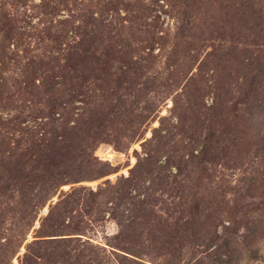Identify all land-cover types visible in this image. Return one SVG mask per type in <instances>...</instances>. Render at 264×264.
Wrapping results in <instances>:
<instances>
[{
    "label": "trees",
    "instance_id": "16d2710c",
    "mask_svg": "<svg viewBox=\"0 0 264 264\" xmlns=\"http://www.w3.org/2000/svg\"><path fill=\"white\" fill-rule=\"evenodd\" d=\"M262 1L0 0V264H103L88 249L91 231L108 222L118 228L106 236L111 264H141L139 242L144 247L152 238L135 232L151 231L163 203L173 208L167 216L181 215L175 218L184 224L176 230L185 241L196 230L204 233L203 220L225 221L226 195L189 198L185 188L170 187L176 179H183L178 185L192 180L183 172L187 154L199 159L177 149V138L188 121L202 124L208 140L229 134L237 110L229 109L228 92L218 90L243 79L236 82L228 71L232 79L217 83L215 59L222 44L233 42L225 31L242 20L238 13L264 9ZM216 4L228 20H215ZM164 15L173 20L169 30ZM263 39L260 31L247 44L264 47ZM157 48L165 70L148 75ZM245 78L243 92L237 89L241 103L249 111L263 109L264 81ZM171 97L170 116L161 117ZM140 142L127 177L97 190L85 185L119 171L96 155L102 145L128 152ZM156 186L163 196L170 193V203L155 197Z\"/></svg>",
    "mask_w": 264,
    "mask_h": 264
},
{
    "label": "rangeland",
    "instance_id": "374dc122",
    "mask_svg": "<svg viewBox=\"0 0 264 264\" xmlns=\"http://www.w3.org/2000/svg\"><path fill=\"white\" fill-rule=\"evenodd\" d=\"M262 2L263 6L264 0ZM256 9L255 13L251 11L252 15L245 14L244 10L238 13L237 18L242 20L233 25L232 31H225V35L231 33L233 42L222 44L215 59L216 65H220L215 78L217 83L222 81V84L226 85L225 81L232 79L229 76L232 72L236 82L238 78L243 79L240 85L237 83L230 87L226 85L218 90L224 94L228 92V100L234 103V105L228 104V107L237 110L238 118H232L236 121L230 128L225 129L229 134L219 136L220 132H218L211 140H208L207 132L202 133V124L198 123L195 124L196 127H193L194 125H190L192 122L185 123L183 127L185 132L177 138V149L185 148V154L194 153L199 159H192L190 154H187L186 160L190 163L183 166V172L189 174L192 180L183 181L178 185V182L183 179H176L178 181L176 186L170 185L171 188H185L191 193L187 196L189 198L193 194L199 198H204L207 194V199L212 196L223 198L226 195L230 202V215L222 223L203 220L199 227L205 229L204 233L196 230L193 239L185 241L182 239L183 231L176 230L177 225L182 227L184 224L183 221H176V218H180L181 215L173 214L176 218H172L169 214L167 216L168 211L171 210L173 213V208L167 203L159 204L155 208L156 216L153 224L149 226L151 231L137 230L135 232L136 235L142 234V237L138 238L146 239L149 236L152 238L150 242L145 243L144 247L143 243L139 242L140 252L143 253L141 264H264V108L254 111L246 110V105L241 103L238 96L239 90H237L242 91L245 82L248 83L245 76L256 78L259 82L264 81V47H251L247 44L252 34L261 31V36L264 37V9L260 7ZM261 10L263 14H260ZM215 11L216 14L213 15L219 23L231 17L223 7L220 8L219 4H216L212 13ZM201 18L208 20L209 16L202 15ZM163 19L167 25L169 24L168 27L165 26L169 30L173 20L165 15ZM254 19L257 22H251ZM232 20L233 23L237 22L236 19ZM258 22L261 24L259 28L255 27ZM203 23L204 21L200 24L202 31L205 28ZM220 31V34L224 33ZM171 32L173 33V30ZM159 51L157 48L155 54L160 56L148 75H154L156 72L162 75L165 70L166 58L163 55L164 52ZM164 51L166 53L168 49ZM206 54L207 52L200 56L199 64L204 61ZM211 65L213 64H209L208 67ZM194 72H197V68ZM171 100L172 97L162 105L161 117L170 116L173 106ZM211 104L212 100L209 99L208 105ZM158 126L157 121L152 124L151 129ZM151 136L149 131L146 137ZM141 150V142L135 144L128 152H119L111 145H102L96 155L99 159L111 163L114 169L119 168V171L85 185L97 190L108 180L115 183L119 177H127L137 162L135 152L140 153ZM177 172V169H173L172 174ZM160 176L162 181V174ZM71 187H64L63 190L68 191ZM169 196L170 193L163 196L162 191L156 186V198L163 197V200L170 203ZM53 200L50 204H55L58 196ZM49 205L42 215L48 213ZM176 222L178 224L175 225ZM167 224L171 225L164 227ZM35 228H39V225L36 224ZM117 231V225L112 222L91 231L92 246L88 250L94 253L97 251L99 255L96 253V256L103 264H106V261L110 264L112 262L108 258L109 256L112 258V254L106 236L114 235ZM32 236L33 232L30 233L27 241L31 242ZM20 254L22 255L23 252L21 251ZM129 261L125 264H131ZM13 264H18V260L15 259Z\"/></svg>",
    "mask_w": 264,
    "mask_h": 264
},
{
    "label": "water",
    "instance_id": "95a60500",
    "mask_svg": "<svg viewBox=\"0 0 264 264\" xmlns=\"http://www.w3.org/2000/svg\"><path fill=\"white\" fill-rule=\"evenodd\" d=\"M53 202H55V200H53ZM45 212H47V211H45ZM22 252H24V250H22Z\"/></svg>",
    "mask_w": 264,
    "mask_h": 264
}]
</instances>
